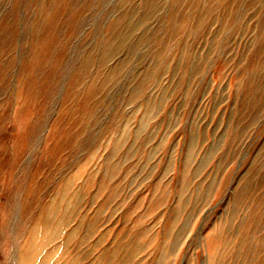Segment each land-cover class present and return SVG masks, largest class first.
<instances>
[{
	"label": "rangeland",
	"instance_id": "rangeland-1",
	"mask_svg": "<svg viewBox=\"0 0 264 264\" xmlns=\"http://www.w3.org/2000/svg\"><path fill=\"white\" fill-rule=\"evenodd\" d=\"M0 264H264V0H0Z\"/></svg>",
	"mask_w": 264,
	"mask_h": 264
},
{
	"label": "bare ground",
	"instance_id": "bare-ground-1",
	"mask_svg": "<svg viewBox=\"0 0 264 264\" xmlns=\"http://www.w3.org/2000/svg\"><path fill=\"white\" fill-rule=\"evenodd\" d=\"M135 10H136V9H135ZM135 10H134V11H135ZM136 11H137V10H136ZM125 13H126V12H125ZM127 13H128V12H127ZM133 15H134V14H133ZM133 17H134V16H133ZM141 21H142V20H141ZM55 45H56V44H55ZM128 52H129V51H128ZM246 188H247V187H246ZM243 194H244V193H243ZM40 229H41V228H40ZM221 257H222V256H221ZM225 258H226V257H225Z\"/></svg>",
	"mask_w": 264,
	"mask_h": 264
}]
</instances>
